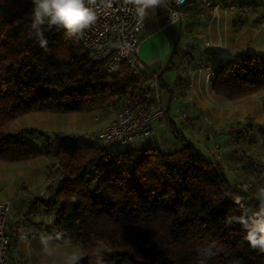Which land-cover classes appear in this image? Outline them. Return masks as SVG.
Listing matches in <instances>:
<instances>
[{"label": "trees", "instance_id": "obj_1", "mask_svg": "<svg viewBox=\"0 0 264 264\" xmlns=\"http://www.w3.org/2000/svg\"><path fill=\"white\" fill-rule=\"evenodd\" d=\"M256 4L215 0L211 5L217 14L222 7L246 10ZM32 8V0H0V160L51 159L46 195L30 199L15 223L38 228L57 243L80 246L77 264L97 259L102 264H264V251L245 238L246 225L261 209L257 189L264 186V171L257 164L264 160V123L247 118L231 124L250 133V139L243 138L246 151L252 144L263 155L243 165L232 180L223 164L197 150L172 119L169 128L180 142L176 148L173 142L163 148L139 140L109 149L106 143L79 144L77 134L33 127L11 134L17 119L28 113L114 109L128 97L153 101L158 84L168 87L161 73L180 63L155 73L124 62L110 75L83 49L78 31L46 21L38 36ZM180 56L187 71L206 73L209 89L225 105L264 90V54L223 57L213 47L190 44ZM179 111L182 123L189 120V111ZM41 215L52 218L32 219ZM9 237L8 249L14 236ZM103 247L108 250L94 253Z\"/></svg>", "mask_w": 264, "mask_h": 264}, {"label": "crops", "instance_id": "obj_2", "mask_svg": "<svg viewBox=\"0 0 264 264\" xmlns=\"http://www.w3.org/2000/svg\"><path fill=\"white\" fill-rule=\"evenodd\" d=\"M167 1L169 0H161V3L155 8L146 10L147 14L144 17L145 23L138 34V57L139 60L145 64L144 69H147V71L159 73L160 71L167 67H170L174 63V56H178L179 52L172 53L173 49H180V47L182 46L186 48L191 44V39L194 37L193 34L195 31L193 25L196 24L192 22H202V30L197 29L198 31H202L203 33V40L205 41V43L201 44L202 47H213L216 50L221 51L223 57L237 55L238 53H240L239 49L241 47L242 49H246L245 52L247 53L252 51V43L255 40V35L258 29L243 25L241 21L235 19L234 8L236 7H222L220 9L221 15H217L213 10L212 5L208 7L195 6L191 8L186 15L187 18L185 19V23H183V21L181 20L177 21L178 23H170L167 20ZM188 17L190 18L188 19ZM191 23L193 25H191ZM183 24L185 26L184 29ZM249 47L250 51L247 50V48ZM179 49L177 51H179ZM179 62L178 67H174L168 70H175L179 67H183L186 69V62ZM168 70H166L165 72H167ZM189 71H187L186 69V73L183 77L180 76L177 79L175 78L174 86L176 88L174 87L170 90L171 94L172 91L177 92L183 89L185 86V81L190 75L192 78L193 87L187 90L190 92L189 97L184 99L182 98V100H180V103L176 104V106H173L172 102L168 103L166 108L162 105L165 110L169 108L168 112H166L165 115L171 112L172 106L175 107L172 117L170 116L168 119L169 121H171V119H178L181 124H187L189 128H194L195 130H198L201 126L206 125V127L211 128V130L213 131H216L217 128H220L222 126H229L232 123L242 122L247 118H252L253 121L264 123V90L253 94V96L251 95V99L244 97L245 99L240 100L237 105H225L226 102H222L221 99L213 95L212 91L207 85L206 74H203L200 68L193 70L191 74L189 73ZM165 72L161 73V78L162 81L169 86V84L165 81ZM158 87H160L159 84ZM206 94L209 97H206ZM180 108H186L190 114L189 120L183 123L181 122V119H179V117H176L177 111H179ZM89 114L90 113L82 112L80 113V115L71 116L68 113L46 112L42 114L36 112L28 113L19 117L17 119V122L20 124L21 128L33 127L41 129L48 133L53 131L67 133V130H69L68 128L74 116L77 117V119H75L76 122H79L80 124H86V131L95 133L107 121L114 117L115 111L110 108H102L97 109L96 112L93 113L92 117H90L91 114ZM156 121L153 122L154 132L152 133V135L156 132V127L154 126V123ZM206 121H208V123H205ZM88 127L90 128L89 130ZM87 135L89 137H92L88 133ZM258 151L261 152L260 150ZM258 151L253 150L255 154L257 153V158H255L254 161L261 159L263 156L262 154L258 155ZM50 162L51 159L48 156L43 155L39 158L28 160L27 165L23 166L24 173L21 177L24 178L25 181H28L27 189L29 193H27L24 198H22V195L19 196V194H15L13 197L15 203H17L18 200L20 202L23 200V202L25 203V206H23V211L25 210L27 202L30 199L36 196L46 195V187L50 182L48 169V164ZM23 181L24 180H22L20 183L22 184ZM12 204L14 205V202H12ZM51 218L52 216H47L45 220L49 222ZM15 222L16 221L11 220L8 226L6 223L7 232L10 235L14 236L10 248L8 249L9 263L15 264L16 258L18 260L24 252L29 251L31 245L33 246L34 250L40 248L42 249L39 253L37 251V254L41 255L44 252L47 255L48 252L45 250L46 247L43 246L41 240L42 238H49V243L51 242L50 237L45 236V234L43 235V233L39 231L38 228L32 229L29 226H25L24 228H22L20 224H16ZM26 223L29 222L27 221ZM33 240H37V243H39V245H33ZM13 243L16 244V258H14L15 254L12 251ZM33 248H31V252L33 251L32 253H36L34 250H32ZM82 256L80 257V259L82 258ZM18 264L23 263L18 260Z\"/></svg>", "mask_w": 264, "mask_h": 264}, {"label": "rangeland", "instance_id": "obj_3", "mask_svg": "<svg viewBox=\"0 0 264 264\" xmlns=\"http://www.w3.org/2000/svg\"><path fill=\"white\" fill-rule=\"evenodd\" d=\"M242 1H250L254 2L257 1V5L250 9H244L243 7H236L234 8L235 13H234V18L238 19L239 21L242 22L243 25H247L248 27H252L254 29H258L257 33L255 35V40L252 43V53H259V54H264V0H237V2ZM221 8H219L217 15H221ZM187 17L185 16L184 18L181 19L183 23H185V19ZM190 17H188L189 19ZM217 18V17H216ZM187 19V20H188ZM178 23V22H176ZM192 23H196L193 25ZM191 25L194 27V34L193 38L191 39V44H196V45H201L204 44L205 41L203 40V33L202 31V22H192ZM184 24H183V29H184ZM198 29V30H197ZM182 48V49H181ZM245 48V47H244ZM179 49V48H178ZM184 46L180 47L179 49V55H175L174 57V62L177 63L181 60L180 54H182V51L184 50ZM249 48H247L248 51ZM246 51V49H242V47L239 49V52L243 54ZM147 70V69H145ZM193 71V69L190 70V74ZM186 73V69L183 67L176 68L175 70H168L165 72V81L169 84V86L166 87H158V95L160 98L161 104L166 108L168 102H169V95H170V90L173 89L175 86L174 79L184 76ZM206 74V73H205ZM184 88L181 89L182 91H177L175 96L176 100H172V105L176 106V104L180 103V100L182 98H187L190 95V92L187 91L188 89L192 88V78L189 75L188 79L185 81ZM176 88V87H175ZM192 92V91H191ZM192 95V94H191ZM208 95L206 94V97ZM253 96V95H252ZM247 97L248 99H251V97ZM209 97V96H208ZM245 98L236 100V101H229L228 105H237L240 100H244ZM178 100V101H177ZM234 103V104H232ZM171 107V112H169L167 115L164 117H161L158 121L154 123V126L156 127L155 130L156 132L151 136H148L146 138L138 139L132 142H138L139 140H142L144 143H155L160 145L163 148H167L168 145H171L169 143H174V147L176 148L180 142L177 140V138L174 136V132L172 129L169 128L168 125V119L169 117L173 115L174 113V108ZM184 110L187 111L185 108ZM96 112V109L86 111L84 113H90V117H92L93 113ZM38 113H46V112H38ZM55 113V112H51ZM82 112H72L68 113L69 115H80ZM180 114V111H177L176 117L178 118ZM75 119L77 117L72 118L71 124L69 126V130H67L68 134H77L78 136L76 137V141L79 144H88L92 143L94 145H103L105 144L102 139L98 138L95 136V133H90L89 131H86L87 127L85 123L80 124L79 122H76ZM181 119V118H179ZM184 121V119H183ZM182 122V120H181ZM185 122V121H184ZM176 126L178 130L183 132V134L186 136L187 140L190 141L197 150H199L202 154H204L208 158H212L214 160H219L224 166L223 173L230 179L232 180L234 177H237L238 175H241L243 173L242 166L243 165H250L251 162L254 160L253 153H250V151L254 150V146L252 144H246L249 147V150H245V141L247 139H250V133H242L241 131H235L231 126H222L220 128H217L216 131L211 130V128H208L206 126H201L198 130H192L189 128L187 125H182L180 124V121L178 119H175ZM43 124V123H42ZM59 125V123H58ZM166 125V126H165ZM44 126V125H43ZM20 128V124L18 122H15L14 126L12 127L11 134H14V132ZM90 128L88 127V130ZM154 132V130H153ZM152 132V133H153ZM88 134H90L89 137ZM244 138V140H243ZM30 141L33 142L35 145L41 147L42 146V141L37 140V138H31ZM132 142L126 144L127 146L130 145ZM259 142L256 143L258 145ZM167 145V147H166ZM105 146L109 149H118V148H123L125 145L119 143V142H109L106 143ZM176 146V147H175ZM169 149V148H168ZM28 161H23V162H10V161H5V160H0V201L1 200H11V202H14V205L11 204V208L8 214L7 218V226L10 224V221H16L18 217H20L23 211V206H25V203L23 200L20 202L17 201L15 203L14 200V195L19 194V196L22 195V198L26 196L28 192L27 189V183L28 181H25L24 178H22L23 172V166L27 165ZM23 181L21 184L20 182ZM23 190V191H22ZM13 198V199H12ZM19 211L17 212V210ZM33 220H45L44 216H32ZM22 225V223H19ZM33 227V226H32ZM44 235V233H43ZM46 236V235H45ZM35 246H38L39 243H37V240L32 241ZM15 246L16 244H12V251L15 254ZM44 247H46L43 244ZM48 246H56V251L52 254L49 255L46 253L37 254L41 252V248L34 250L33 246H30L29 251L24 252L21 257H19L18 260L21 261L23 264H64L65 257L70 254H75L78 253L80 257L82 256V250L80 246L71 244V243H64L60 244L55 241H52L48 243ZM32 250H34L36 253H32ZM46 250V249H45ZM44 254V255H43ZM17 257V254L14 255V258ZM50 259V260H49ZM10 260V258H9ZM18 260L16 258L15 264H18Z\"/></svg>", "mask_w": 264, "mask_h": 264}, {"label": "built area", "instance_id": "obj_4", "mask_svg": "<svg viewBox=\"0 0 264 264\" xmlns=\"http://www.w3.org/2000/svg\"><path fill=\"white\" fill-rule=\"evenodd\" d=\"M215 0H177L167 1V20L173 23L184 18L189 8L198 5L207 7ZM220 2L214 5L215 10ZM96 21L78 31L83 49L94 59L102 61L105 71L115 75L120 64L126 62L132 66L144 68L145 64L139 60V38L145 19L135 16L133 5L125 0H96L93 6ZM114 117L107 121L95 136L104 143L119 142L126 145L132 141L146 138L153 132V122L164 114L158 92L153 101H145L141 97L125 98L122 105L113 109ZM183 117L188 115L182 112ZM260 171H264V160L257 164ZM11 200L0 201V264H10L8 261V246L10 242L7 232V217L11 208ZM18 229V228H17Z\"/></svg>", "mask_w": 264, "mask_h": 264}, {"label": "clouds", "instance_id": "obj_5", "mask_svg": "<svg viewBox=\"0 0 264 264\" xmlns=\"http://www.w3.org/2000/svg\"><path fill=\"white\" fill-rule=\"evenodd\" d=\"M126 3L133 5V11L140 20L146 16L148 9L155 8L161 0H125ZM182 2V0H177ZM32 27L37 30V35H41L40 28L47 21L49 24H61L71 32L81 31L93 24L96 19L94 5L96 0H32ZM176 17H173L175 22ZM257 198L261 202L260 211L246 225V239L253 248L264 251V186L257 189ZM49 238H42L41 243L46 246V251L52 255L56 251V246H48ZM70 243V241H67ZM106 247L96 248L94 253L99 255L107 251ZM80 259L78 253L70 254L65 257L64 264H77ZM96 264H102L97 259Z\"/></svg>", "mask_w": 264, "mask_h": 264}]
</instances>
